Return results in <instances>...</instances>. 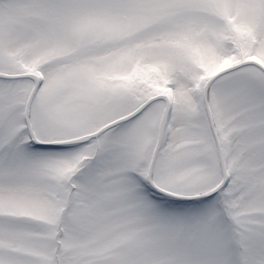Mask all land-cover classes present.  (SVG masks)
Here are the masks:
<instances>
[{
	"label": "snow or ice",
	"instance_id": "1",
	"mask_svg": "<svg viewBox=\"0 0 264 264\" xmlns=\"http://www.w3.org/2000/svg\"><path fill=\"white\" fill-rule=\"evenodd\" d=\"M0 264H264V0H0Z\"/></svg>",
	"mask_w": 264,
	"mask_h": 264
}]
</instances>
